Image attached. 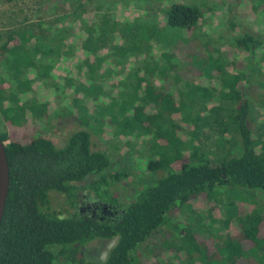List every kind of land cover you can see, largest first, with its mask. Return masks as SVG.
I'll list each match as a JSON object with an SVG mask.
<instances>
[{"label": "trees", "instance_id": "1", "mask_svg": "<svg viewBox=\"0 0 264 264\" xmlns=\"http://www.w3.org/2000/svg\"><path fill=\"white\" fill-rule=\"evenodd\" d=\"M93 2L98 4V0H46L28 27L0 33L3 121L14 128L21 126L26 112L33 118L43 116L47 111L46 101L42 103L37 97L33 104L18 103L19 95L32 89L35 95L39 85L40 90L47 85L58 105L66 99L65 92L73 90L72 104L83 97L80 108L89 119L100 125L111 123L122 132L137 131L149 137L151 149L157 151L149 169L163 171L165 176L137 191L134 200L120 207L116 216L94 218L90 213L74 212L70 214L72 217L64 218L58 211H51L49 192L65 195L75 209L78 201L75 184L90 175L96 178L85 186L86 190L116 208L112 200H101V187L116 179L102 176L110 165L108 154L93 149L87 129L69 133L62 147L42 136L16 140L13 131L4 130L0 140L7 155L10 183L0 224V264H143L139 254L142 244L167 225L168 215L196 198L217 194L216 187L260 191L264 199V151L255 150L250 137V124L254 122L250 116V97L217 89V84L225 88L231 79L237 84L232 70L237 61L225 67L212 54L191 56L195 67L204 65L201 72L219 83L212 90L197 88V93L192 90L177 93L166 87L168 77L158 57L144 58L142 66L146 67L138 71L147 72V84L142 86L140 73L132 71L137 80L130 93L120 95L123 90L107 96L94 75L104 72L102 63L109 59H103V55L108 47L118 49L119 44H124L131 55L149 53L156 33L146 28L145 22L111 21L105 13L99 15L100 5L92 7ZM201 20V10L183 2L172 5L166 13V25L172 29L194 30ZM233 46L247 64L256 59L264 61V53L259 54L264 49L263 41L252 33L239 35ZM160 56L167 63L165 66L176 71L173 77L179 81L174 53ZM62 64H65V78L61 81L54 77V71ZM80 73H85L87 79L79 80ZM152 79L162 80L161 85L153 84ZM213 99L216 104L210 105ZM89 103L93 104L92 115L86 109ZM87 120L83 124L88 125ZM188 139L194 145L189 147ZM208 142L214 144L212 150L229 143L232 150L214 162L206 151ZM216 198L212 199L216 204L222 202ZM224 204L229 215L223 227L230 230L234 226L236 230L223 237L220 260L202 249L190 231L183 230L181 235L174 229V235L180 234L187 242L189 256L196 253L204 264H264V210L239 214L234 204ZM210 207L209 204V213L214 208ZM115 238L116 244L103 262L86 260L79 253L94 240Z\"/></svg>", "mask_w": 264, "mask_h": 264}, {"label": "rangeland", "instance_id": "2", "mask_svg": "<svg viewBox=\"0 0 264 264\" xmlns=\"http://www.w3.org/2000/svg\"><path fill=\"white\" fill-rule=\"evenodd\" d=\"M46 0H0V33L23 29L33 23L36 14ZM183 2L187 5L197 6L203 13L201 20L194 30L172 29L166 25V13L170 7L176 3ZM100 5L99 15L105 13L111 21L120 24L130 21L145 22L143 25L156 33V39L152 42V49L149 53L131 55L127 52L124 44H119L118 49L108 47L103 59H109L102 63L103 73H95V81L101 82L107 96L130 93L132 86L136 85V78L131 72H137L146 66L142 62L146 59L157 58L161 67H164L168 77L166 87L173 88L177 93L192 92L197 93L196 89L203 91L212 90L214 84L219 83L213 77L203 74L200 67L192 64L191 56L212 54L225 65L237 61L232 68L234 75L237 76V84L233 79L228 81L223 88L217 84V89L225 90L229 94L244 95L250 97V137L253 139V146L257 151H264V61H251L246 63L244 57L238 53L233 46V40L244 33H252L256 39H262L264 44V2L261 0H98L91 4L92 7ZM103 12V13H102ZM91 15V14H90ZM106 17V16H103ZM113 50V51H112ZM216 50V51H215ZM264 49H260L262 54ZM208 53H207V52ZM104 50L102 51L103 54ZM126 53V54H125ZM174 53L173 63L177 64L178 76L176 81L173 77L175 70L165 66L167 63L160 54ZM117 56H115V55ZM119 55H123L119 57ZM264 56V54H262ZM206 59V58H205ZM113 60L121 64L114 63ZM206 61V60H205ZM65 64H62L54 71V77L61 81L65 78ZM147 69V68H145ZM153 68H148L151 70ZM138 79H143V84H147V72L138 71ZM202 73V74H201ZM3 74V73H2ZM79 80H85V73H80ZM75 77V75H74ZM76 78V77H75ZM159 78L157 75L156 79ZM78 81V80H77ZM162 80H157L153 84L161 85ZM37 91L33 95L27 92L19 95L18 103L33 104V99L38 97L42 103L47 102V111L40 118L26 112L22 119L21 126L14 128L4 123L0 112V133L13 131L15 139L24 141L26 139L42 136L50 140L56 147H62L69 133L87 129L91 133L92 147L96 151L108 154L110 165L102 176L116 177L113 182H107L102 186L101 200L108 198L116 206L120 207L131 203L136 197L135 193L150 186V183L165 176L163 171H151L149 164L156 159V150L151 149L152 141L149 137L137 131L129 132L119 127L101 122L97 123L89 119L88 114L80 108L83 97L72 104L75 92L67 90L65 100L60 105L54 102L51 90L46 85L44 90ZM163 90V89H161ZM204 94V92H202ZM201 93V94H202ZM38 95V96H37ZM217 95V94H216ZM216 100L213 99V103ZM228 104V103H227ZM88 106V107H87ZM86 106L88 113L92 111V103ZM228 107V106H227ZM89 115H92L91 113ZM122 116L120 117V119ZM88 119V120H87ZM87 120L88 125L83 124ZM7 126V127H6ZM118 126V125H117ZM9 128V130H6ZM187 136H189L187 134ZM189 141V139L187 140ZM234 144V143H233ZM194 145L192 140L188 146ZM208 155L212 161L217 162L224 154L230 152L232 147L229 144L222 148H215L214 144L208 142ZM263 147V148H262ZM212 151V153H211ZM189 150L185 151L188 155ZM211 153V155H210ZM226 156V155H225ZM224 156V157H225ZM222 160V159H221ZM96 178L95 175L88 176L83 182L76 183L78 191V201L75 209L69 205L67 197L61 193L49 192L50 209L58 211L62 217H72L70 214H89L87 208L90 204L98 202L97 195L86 190L85 186ZM217 194L208 193L194 199L188 206L179 208L176 213L168 215L167 225L160 228L146 240L140 250L141 263L143 264H204L198 259L196 253L189 256L187 242L180 237L183 230H188L194 236L195 242L209 253L221 259L220 246L222 245L225 234L235 231L232 223L231 231L223 227V221L228 214V209L223 207L225 202L234 204L239 214L252 212L253 209L262 212L264 210V199L260 191L242 189L237 186H228L220 190L216 187ZM245 190V191H244ZM214 191V190H213ZM209 196V198H208ZM103 197V198H102ZM217 197V198H216ZM207 198V199H206ZM220 199L222 202L216 204L212 199ZM213 207L212 215L209 213ZM208 204V205H207ZM61 216V215H60ZM170 217V218H169ZM180 232L174 235L175 230ZM116 238L112 240L97 239L85 245L79 253L86 260L96 263L103 262L110 248L116 244ZM247 247V246H245ZM240 264H245L241 262Z\"/></svg>", "mask_w": 264, "mask_h": 264}, {"label": "water", "instance_id": "3", "mask_svg": "<svg viewBox=\"0 0 264 264\" xmlns=\"http://www.w3.org/2000/svg\"><path fill=\"white\" fill-rule=\"evenodd\" d=\"M9 167L4 144L0 140V224L3 217L7 194L9 191Z\"/></svg>", "mask_w": 264, "mask_h": 264}, {"label": "flooded vegetation", "instance_id": "4", "mask_svg": "<svg viewBox=\"0 0 264 264\" xmlns=\"http://www.w3.org/2000/svg\"><path fill=\"white\" fill-rule=\"evenodd\" d=\"M92 217L106 218L108 216H116L118 211L112 205L100 204L98 202L92 203L87 207ZM112 219V218H110Z\"/></svg>", "mask_w": 264, "mask_h": 264}]
</instances>
